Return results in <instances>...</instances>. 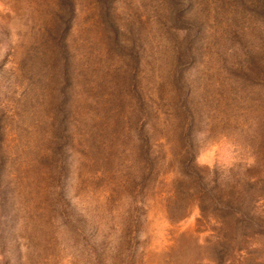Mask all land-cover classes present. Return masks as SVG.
Returning a JSON list of instances; mask_svg holds the SVG:
<instances>
[{
	"label": "rangeland",
	"instance_id": "374dc122",
	"mask_svg": "<svg viewBox=\"0 0 264 264\" xmlns=\"http://www.w3.org/2000/svg\"><path fill=\"white\" fill-rule=\"evenodd\" d=\"M0 264H264V0H0Z\"/></svg>",
	"mask_w": 264,
	"mask_h": 264
}]
</instances>
